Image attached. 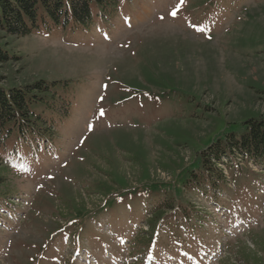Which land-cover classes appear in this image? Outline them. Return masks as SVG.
I'll use <instances>...</instances> for the list:
<instances>
[{"label": "rangeland", "instance_id": "374dc122", "mask_svg": "<svg viewBox=\"0 0 264 264\" xmlns=\"http://www.w3.org/2000/svg\"><path fill=\"white\" fill-rule=\"evenodd\" d=\"M2 44L0 85L56 81L70 109L3 155L0 264H264V170L201 161L264 114V0H132Z\"/></svg>", "mask_w": 264, "mask_h": 264}, {"label": "trees", "instance_id": "16d2710c", "mask_svg": "<svg viewBox=\"0 0 264 264\" xmlns=\"http://www.w3.org/2000/svg\"><path fill=\"white\" fill-rule=\"evenodd\" d=\"M131 1L0 0V31L14 37L32 33L46 36L59 32L69 35L98 33L118 18L124 3ZM2 47L3 44L0 45V64L16 59ZM57 84L42 80L21 86L0 85V169H6L7 159L3 155H8V151L18 158L16 147L20 142L30 145L53 140L54 117L60 122L70 109V103L58 94ZM243 126L244 132L239 138L229 136L224 143L217 141L201 152L202 166L208 177L214 171L212 161L219 162L221 156L239 155L256 165L264 164V114L246 120ZM2 183L0 178V186ZM4 197L7 196L0 194V198ZM258 249L264 252V244Z\"/></svg>", "mask_w": 264, "mask_h": 264}, {"label": "snow or ice", "instance_id": "6c2138e0", "mask_svg": "<svg viewBox=\"0 0 264 264\" xmlns=\"http://www.w3.org/2000/svg\"><path fill=\"white\" fill-rule=\"evenodd\" d=\"M181 2H183V0H181ZM171 15L175 16V15H176V12L173 11V12L171 13ZM101 115H103V112H101Z\"/></svg>", "mask_w": 264, "mask_h": 264}]
</instances>
